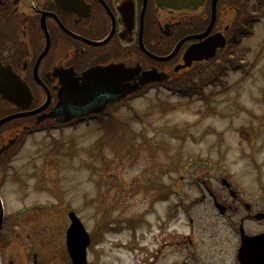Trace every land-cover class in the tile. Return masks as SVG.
Listing matches in <instances>:
<instances>
[{
  "label": "flooded vegetation",
  "instance_id": "1",
  "mask_svg": "<svg viewBox=\"0 0 264 264\" xmlns=\"http://www.w3.org/2000/svg\"><path fill=\"white\" fill-rule=\"evenodd\" d=\"M256 3L191 0L171 7L162 0H0V122L11 118L0 124V264H21L19 232H8L7 185L14 183L10 188L19 225V156L27 136L108 123L109 114L115 125L114 110L126 100L71 120L77 109H61L60 94L80 92L87 83L85 75L92 72L138 84L134 92L180 88L192 70L207 63L181 69L186 51L217 32L230 29L228 40L241 32ZM213 12L215 24L205 36ZM173 53L170 59H161ZM152 76L163 83L142 85ZM251 140L240 155L239 169L218 171L216 165L194 169L196 192L186 197L187 204L173 206L170 212L164 208L154 221L139 220V229L146 227L154 238L140 249L146 252V264H264V138ZM256 142L261 147H254ZM174 183L170 187L180 195L176 190L180 185ZM163 186L167 189V184ZM131 223L114 218L109 224L119 235L122 229H134ZM11 239L15 244H9ZM128 239L131 242L130 235ZM125 247L129 250L130 245ZM167 257L173 260L167 263Z\"/></svg>",
  "mask_w": 264,
  "mask_h": 264
},
{
  "label": "rangeland",
  "instance_id": "2",
  "mask_svg": "<svg viewBox=\"0 0 264 264\" xmlns=\"http://www.w3.org/2000/svg\"><path fill=\"white\" fill-rule=\"evenodd\" d=\"M261 1L250 15L258 20L250 23L253 34L242 37L235 55L198 65L180 91L157 86L121 102L112 115L115 125L109 114L108 123L27 136L19 156V225L10 188L14 183L7 185L8 232H19L21 264H71L66 247L70 211L91 235L89 264H146V252L140 249L154 238L146 227L139 229V220L145 224L164 208L170 212L187 204L186 197L196 192L194 169L241 167L240 155L251 139L264 138ZM173 182L180 185V195L171 189ZM114 218L131 220L134 229L114 235L116 227L109 224ZM103 226L109 231L101 232ZM172 260L167 257V263Z\"/></svg>",
  "mask_w": 264,
  "mask_h": 264
},
{
  "label": "water",
  "instance_id": "3",
  "mask_svg": "<svg viewBox=\"0 0 264 264\" xmlns=\"http://www.w3.org/2000/svg\"><path fill=\"white\" fill-rule=\"evenodd\" d=\"M166 2L169 6L178 4L180 1L187 3L191 0H162ZM202 1V0H201ZM217 1V0H216ZM198 3V2H197ZM171 4V5H170ZM215 22V14L212 17L211 25L208 28L205 35H207L211 28L213 27ZM226 44L225 38L221 35H214L206 39L205 41L192 45L185 53L184 59L185 64L182 66L183 68L190 67L194 61H203L213 58L216 55V51L218 48H223ZM174 54V53H173ZM161 59H170V58H161ZM178 70V68H177ZM138 73V71H137ZM88 75V74H87ZM86 77V84L84 86H80V92H62L60 94V100H62V105L59 106L61 109H67L68 106H71L77 110H75L69 119H73V117H80L83 115H88L94 112H100L106 109L109 105L114 102H117L127 95L132 94L134 91L138 89V84L129 85V83H125V80H121L120 77L117 79H107L100 78L96 73L89 74ZM155 76L145 78L141 81L142 85L145 83L159 80L162 81L161 78H154ZM130 76L128 79H131ZM108 83H112L109 87L106 85ZM107 91V92H105ZM4 94V92H3ZM5 95V94H4ZM4 98H6L4 96ZM71 100V101H70ZM11 118H7L0 122V124L6 122ZM68 121V120H63ZM71 219V226L67 231L66 242L68 251L73 264H87V248L90 244V236L85 229L83 223L77 217L74 212L69 214ZM2 222V215L0 217V223ZM1 225V224H0Z\"/></svg>",
  "mask_w": 264,
  "mask_h": 264
},
{
  "label": "trees",
  "instance_id": "4",
  "mask_svg": "<svg viewBox=\"0 0 264 264\" xmlns=\"http://www.w3.org/2000/svg\"><path fill=\"white\" fill-rule=\"evenodd\" d=\"M250 34V32L249 33H247V35H249ZM232 55H235V53H232Z\"/></svg>",
  "mask_w": 264,
  "mask_h": 264
},
{
  "label": "bare ground",
  "instance_id": "5",
  "mask_svg": "<svg viewBox=\"0 0 264 264\" xmlns=\"http://www.w3.org/2000/svg\"><path fill=\"white\" fill-rule=\"evenodd\" d=\"M213 15H214V12H213V14L211 16H213Z\"/></svg>",
  "mask_w": 264,
  "mask_h": 264
}]
</instances>
